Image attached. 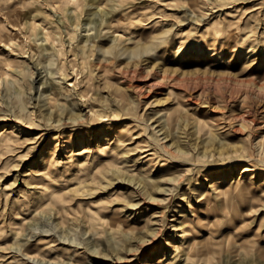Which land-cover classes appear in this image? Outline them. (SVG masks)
<instances>
[{
    "label": "rangeland",
    "instance_id": "374dc122",
    "mask_svg": "<svg viewBox=\"0 0 264 264\" xmlns=\"http://www.w3.org/2000/svg\"><path fill=\"white\" fill-rule=\"evenodd\" d=\"M202 1L0 0V264H264V11Z\"/></svg>",
    "mask_w": 264,
    "mask_h": 264
},
{
    "label": "bare ground",
    "instance_id": "6f19581e",
    "mask_svg": "<svg viewBox=\"0 0 264 264\" xmlns=\"http://www.w3.org/2000/svg\"><path fill=\"white\" fill-rule=\"evenodd\" d=\"M188 3H189V8H190V11L193 13V16H195L196 14V11H198V7L202 6V3L203 1L202 0H188ZM207 4V3H206ZM204 5V4H203ZM224 6V5H223ZM251 6H253V10H255V13H260L262 12L263 13V9H264V0H256ZM224 8V7H223ZM213 9V8H212ZM220 9V8H219ZM219 9H216V10H219ZM215 12V9L213 10ZM144 12V11H143ZM229 12H233V14L229 13ZM153 14H151L150 16H148V22H150V17L152 16ZM218 17L217 19H215L212 23V25H219L220 26V23H221V15L223 16V18H226L225 19V24L229 27H232L233 29V34L231 35V37H233V35H235V38L237 40V43L238 46H244V45H247L249 42H251L252 40H254L253 38V31L250 30V31H247V32H242L243 30V26H242V23H248V20L250 19V15L249 13L246 14L245 11H243L241 13L240 9H231L230 11H228L227 13H219L217 14ZM226 16V17H225ZM227 16H230V17H227ZM213 17H216V15H213ZM212 17V18H213ZM146 23V22H145ZM15 29H17L16 27H14ZM231 29V30H232ZM120 30L118 31H115L116 34L115 36H120L121 35V32H119ZM187 35L189 36L190 35V32L187 31V30H184V31H181L179 36H180V39L182 40L183 38L187 37ZM200 38H203V39H207L210 42V44L212 43L214 45L215 48L219 47L220 50L222 49H225L224 46L227 45L229 46L230 44V40L229 39H224L223 41H221V37H217V36H212V39L210 38H207V37H203L201 36ZM43 39L46 40V37H43ZM196 40V39H195ZM197 40H200V39H197ZM40 43V42H38ZM232 43V42H231ZM115 44L117 45H120V42H116ZM195 45L196 42H194ZM117 45H114V46H117ZM219 45V46H218ZM197 47V46H196ZM128 48V47H126ZM213 52H216L214 49H212ZM218 52V51H217ZM221 52V51H220ZM21 53V52H20ZM18 52L17 56H19L20 54ZM214 54V53H213ZM25 56V54L23 55ZM2 61H3V58L0 57V78H1V70L3 68L2 66ZM8 66H10V62L7 64ZM8 66H4L5 69H9ZM67 78H69L71 80L70 83H68L69 86H72V87H75L77 88V86L79 85V82L77 80V77L75 80L72 81V75L70 74H67L66 76ZM217 80V85L221 86V85H224L222 82H234V83H239L240 81L237 79V77L235 76H229V77H222L220 76L219 78H216ZM221 82V83H220ZM82 86L84 85H80L78 87V95L80 96L79 99H82V100H85V95L87 94V92L85 91V88H82ZM256 86L258 87V89L260 90L259 92H257V95H259V93H262L264 92V83H256ZM65 88V91L64 92L63 90L61 92H64L66 95L70 96L71 95V89L72 88H69L68 86L64 87ZM73 96V95H72ZM66 99V98H65ZM70 99V98H69ZM67 102V99L65 100ZM66 102H64V105L66 104ZM61 104V103H60ZM63 104V103H62ZM94 111V110H93ZM135 126V124H134ZM10 132V131H8ZM39 135H37L35 138L32 137L31 139H35L38 138ZM130 138V137H129ZM128 137L126 138H123L121 139L123 142H129L127 141L129 139ZM122 142V144H123ZM16 143H17V140L13 139L11 137V135L9 136L7 133H6V130H2L0 131V149H2L5 153L11 151L14 149V147L16 146ZM107 145L102 147L100 149V153L103 154L104 156H107V154L111 153V150H108L107 149ZM141 148V151H142V154L140 155L142 157V159L146 162V161H152V160H157L158 161V155H157V151L155 149V147H153L151 144L147 143L145 145H143ZM162 160V159H160ZM143 161V162H144ZM48 165L46 166L47 168L50 167V165L52 164L51 162L47 163ZM249 165H254L253 162H250ZM248 165V166H249ZM44 169V170H40V172H38V175H44L47 173L48 169ZM132 170V169H131ZM250 170V168L248 169ZM34 174H37V173H34ZM241 182H237L236 183H232L230 184V195H231V198L233 197H237V198H242V197H246V195H250V190L247 189V187L245 186H242L240 185ZM35 189L37 190H45L48 192V189H46V187H44V185H42L41 183H36L33 185ZM261 191V190H260ZM218 194H220V191L217 192ZM258 195V196H257ZM255 195V197H251L250 199L255 200V199H258V200H261L263 203H264V189L259 193ZM220 203H224V200H221ZM189 231L187 229H184L183 230V236L184 235H187L185 236L184 238L188 237L189 236ZM45 247V246H44ZM44 247H42V250L45 249ZM39 252H36L32 255H28V259H33L35 257H39ZM41 256V255H40ZM9 257V256H8ZM50 261V263H55V264H58L55 262V259H48Z\"/></svg>",
    "mask_w": 264,
    "mask_h": 264
}]
</instances>
